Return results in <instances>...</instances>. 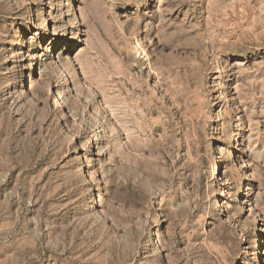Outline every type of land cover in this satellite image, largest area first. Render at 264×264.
<instances>
[{"label":"rangeland","instance_id":"obj_1","mask_svg":"<svg viewBox=\"0 0 264 264\" xmlns=\"http://www.w3.org/2000/svg\"><path fill=\"white\" fill-rule=\"evenodd\" d=\"M0 264H264V0H0Z\"/></svg>","mask_w":264,"mask_h":264}]
</instances>
